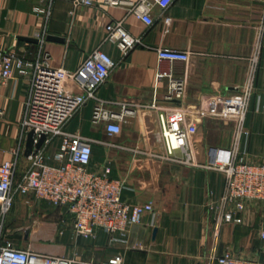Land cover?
I'll list each match as a JSON object with an SVG mask.
<instances>
[{"label":"crops","instance_id":"crops-1","mask_svg":"<svg viewBox=\"0 0 264 264\" xmlns=\"http://www.w3.org/2000/svg\"><path fill=\"white\" fill-rule=\"evenodd\" d=\"M38 7L50 10L44 49L53 64L68 69H76L101 43L107 23L125 15L122 8L103 0L77 8L71 0H0V50L36 57L40 49L36 34L47 18ZM153 13L151 26L134 15L124 23L132 34L142 35L146 46L123 55L114 43L102 44L117 65L98 95L117 111L119 103H128L135 114L121 122L119 133L110 135L104 123L91 121L94 101L89 100L67 130L95 140L90 166L101 171L110 165L111 176L125 181L123 200L150 201L154 211L130 225L124 239L115 240L116 235L98 229L95 238L86 240L75 235L67 207L40 200L32 192H17L4 223L5 236L21 248L82 260L106 261L120 253L123 264H210L211 257L224 250L264 261L260 234L264 203H250L242 223H225L216 234L207 204L223 192L225 175L166 159L162 111L148 106L156 100L160 105L200 110L171 116L188 129L195 159L205 162L210 146L233 145L238 121L226 114L229 96L250 87L245 118L249 158L260 160L264 155V0H175L164 11L155 7ZM159 47L187 50L190 58L159 60ZM159 73L167 75L158 77ZM172 79L184 80L185 95L169 101L164 96ZM28 88V76L18 70L0 88L6 110L0 128V163L16 161V181L27 171L28 153L37 146L20 124ZM58 151L57 140L48 150V162L58 163Z\"/></svg>","mask_w":264,"mask_h":264},{"label":"built area","instance_id":"built-area-1","mask_svg":"<svg viewBox=\"0 0 264 264\" xmlns=\"http://www.w3.org/2000/svg\"><path fill=\"white\" fill-rule=\"evenodd\" d=\"M175 0H103L104 4L122 8L125 15L105 26L101 43L90 51L76 69L53 64L52 57L44 49L47 18L36 37L40 49L34 58H27L14 49L0 50V88L15 76L18 70L28 76L29 88L25 100L21 128L33 132V142L41 145L28 153L29 167L19 181L15 180L16 161L6 159L0 163V264H123V256L114 254L106 261L82 260L77 257L49 254L29 248H21L5 236L4 223L17 192H32L38 199L55 206H65L73 217V231L82 239H92L101 229L115 240L124 239L132 224L142 221L147 212H153L152 202L130 203L122 198L125 181L111 176L110 165L101 171L91 168L94 139L78 132L67 130L71 119L89 100L94 101L91 121L104 123L110 135L121 131V122L133 116L135 108L128 103H119V111L109 107V101L98 95V89L106 81L117 62L102 48L106 42L114 43L123 55L139 46H146L142 35H134L124 25L130 15L141 19L148 26L155 22L154 8L163 11ZM75 8L93 6L97 0H71ZM73 13V12H72ZM159 60L186 61L187 50L166 47L156 49ZM165 73H159L158 77ZM167 75V74H165ZM250 87L244 93H232L226 114L238 121L233 145L210 146L208 159L199 162L190 150L189 132L171 113L195 114L198 109L187 106L160 105L153 100L148 106L160 109L166 159L173 162L216 170L225 175L223 192L207 204L215 224V232L225 223H242L243 212L253 202L264 203V155L255 161L249 158V131L245 127ZM185 82L170 81L166 100L183 98ZM6 110L1 104L0 128ZM59 141L55 154L58 163L48 162V150ZM179 150L181 154H176ZM264 238V228L260 232ZM210 264H264V261L237 256L231 250L213 255Z\"/></svg>","mask_w":264,"mask_h":264},{"label":"water","instance_id":"water-1","mask_svg":"<svg viewBox=\"0 0 264 264\" xmlns=\"http://www.w3.org/2000/svg\"><path fill=\"white\" fill-rule=\"evenodd\" d=\"M29 135H30V139H32V142H33V132H30ZM42 140H43V137L40 139V142L37 144L38 147L41 145ZM30 151H31V150H30ZM30 151H29V152H30ZM155 231H156V229H155Z\"/></svg>","mask_w":264,"mask_h":264},{"label":"rangeland","instance_id":"rangeland-1","mask_svg":"<svg viewBox=\"0 0 264 264\" xmlns=\"http://www.w3.org/2000/svg\"><path fill=\"white\" fill-rule=\"evenodd\" d=\"M61 231H63V230H61ZM64 232V231H63ZM63 232H61V233H63Z\"/></svg>","mask_w":264,"mask_h":264}]
</instances>
